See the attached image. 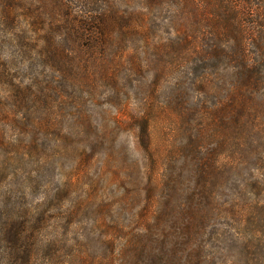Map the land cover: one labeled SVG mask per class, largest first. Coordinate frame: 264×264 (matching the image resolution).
<instances>
[{"label":"rangeland","instance_id":"obj_1","mask_svg":"<svg viewBox=\"0 0 264 264\" xmlns=\"http://www.w3.org/2000/svg\"><path fill=\"white\" fill-rule=\"evenodd\" d=\"M48 28L49 20L40 22L35 36L26 30L25 38L20 36L1 50L10 64L7 78L0 80V98H8L0 110V263L16 255L19 247L11 239L24 224V242L36 250L30 264H264V184L256 183L264 180L260 178L264 152L257 138L252 135L251 144L246 132L242 137L226 132L221 117L206 121L205 132L197 135L196 125L203 122L189 125V113L184 114L183 131L165 113L153 116L154 145L164 156L156 173L163 188L154 189L147 175L153 163L138 148L137 123L128 113L142 107L145 92L136 88L141 79L155 83V102L165 107L176 78L150 67L144 77L123 82L115 94L109 83L90 89L96 93L92 97L81 85L70 86L60 78L58 65L38 58L44 45L54 43L43 40V29ZM33 37L36 40L29 42ZM166 37L162 35V40ZM55 41L60 43L58 35ZM150 59L161 60L154 55ZM207 68L220 91L208 97L217 109L225 102L228 86L222 81L228 64L214 59ZM24 81L60 86L34 103L38 107L24 108L11 99V89ZM67 85L79 99L87 100L100 125H112L113 115L123 111L124 103L130 104L124 113L129 125L116 131L111 145L96 148L81 137V113L70 104ZM45 116L51 120L47 126H31L36 117ZM86 145L88 154L96 156L92 162L85 158ZM109 154L112 159L106 167ZM196 158L208 165V173L201 177L196 174ZM201 182L206 183L204 190L198 188ZM150 237L159 244L157 249L149 245ZM134 239L138 246H133ZM126 248L129 261L122 257ZM23 262L15 259V264Z\"/></svg>","mask_w":264,"mask_h":264},{"label":"trees","instance_id":"obj_2","mask_svg":"<svg viewBox=\"0 0 264 264\" xmlns=\"http://www.w3.org/2000/svg\"><path fill=\"white\" fill-rule=\"evenodd\" d=\"M78 1L81 5L76 3ZM47 20L49 28L43 29V40L54 43L44 45L38 51V58L44 64L58 65L60 78L67 80L70 86L81 85L92 97L96 93L90 89L109 83L115 88V94L123 82H130L136 76L144 77V73L154 69L158 74H171L176 78L165 107H158L155 102L158 94L155 83L141 79L136 88L137 92L143 89L145 101H142L140 110L128 113L137 123L134 134L138 148L146 152L148 161L153 163L147 175L154 189L163 188L162 179L156 173L164 156L154 145L151 126L153 116L162 112L178 123L181 131L186 126L185 113L191 115L189 125L202 121V125H196L197 135L205 132L206 121L221 117L226 132L241 137L242 132H246L251 135L248 137L251 144L254 143L253 136L256 137L264 152V0H0V80L7 78L6 68L10 64L1 52L4 46L20 40V36L25 38L27 31L31 34L28 36H35L39 30L35 27ZM161 34L167 36L166 41L162 40ZM57 35L60 43L55 41ZM152 55L160 57V62H152ZM214 59H224L228 64L222 81L228 86L225 102L217 109L211 107L208 100L210 94H220L216 88L217 80L211 77L207 68V63ZM69 85L66 89L70 104L81 113V137L96 148L101 144L111 145L116 131L129 125L124 113L130 104L124 103L123 111L113 115L112 125H100L91 105L85 98L79 99ZM58 86L49 81H24L11 89V99L16 101L14 104L25 108L48 98V90H56ZM16 88L19 89L15 91ZM7 101L8 98H0V110H4ZM32 123L34 129H41L51 120L46 116L36 117ZM88 148L86 145L83 149L85 158L93 161L96 156L88 154ZM111 159L110 154L105 157L106 167ZM195 160L196 174L199 172L201 177L204 172L208 173L206 162ZM260 160L264 166V155ZM147 175L143 177L147 178ZM260 175L264 178V173ZM256 183L263 185L264 180ZM206 187V183H199L198 188L204 190ZM151 200L157 205L154 199ZM198 210L193 212L194 215L200 213ZM23 225H18L11 239L13 245L19 247L16 255L0 264H15L19 257L24 261L20 264H30V258H35L36 250L24 242L27 231L26 227L22 229ZM148 242L154 249L159 247L154 237ZM35 244L39 248V242ZM139 244L133 240V246ZM122 257L129 261L127 248Z\"/></svg>","mask_w":264,"mask_h":264}]
</instances>
